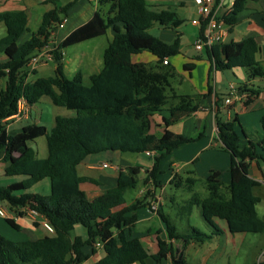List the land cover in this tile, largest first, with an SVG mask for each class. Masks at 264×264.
<instances>
[{"label":"trees","instance_id":"1","mask_svg":"<svg viewBox=\"0 0 264 264\" xmlns=\"http://www.w3.org/2000/svg\"><path fill=\"white\" fill-rule=\"evenodd\" d=\"M249 2L264 0H234L232 11L224 16L229 31L237 23V14ZM71 3L46 10L37 30L19 43L27 30V16L23 10L0 12L5 35L0 38V162L5 165L3 175L21 176L19 180L0 184V203L23 214L22 207L35 210L53 226L54 232L35 239L10 240L0 233V264H83L97 248L102 255L90 264H162L170 256V264H186L183 254L177 258L166 240L156 236L158 250L150 253L139 236L133 234L138 220L137 210L152 205L158 187L159 161L172 150L193 138L183 134L160 136L150 131L151 117L165 111L162 122L176 123L200 110V100L213 95L214 123L217 139L230 153L229 181L223 183L218 171H211L203 182L207 192L200 197L194 192L196 178L191 171L182 178L175 173L171 184L183 185L192 192L182 206L188 213L198 206L202 218L213 230L208 234L189 226V231H178L169 215L158 207L156 213L164 225L169 239H180L184 244L203 243L223 228L217 219L225 222L230 233L264 232V218L256 206L262 201L256 189L264 185V111L260 117L262 133L253 142L248 139L240 146L241 137L235 129L237 114L225 118L234 107V101L225 103L207 82L201 94L178 93L171 85L174 68L168 58L179 53V37L165 42L149 29L154 23L178 27L182 20L169 9H151L146 0H98L92 17L73 29L49 51L54 64L53 74L28 79V61L50 43V38L62 23ZM105 8V10H104ZM199 28V33L203 29ZM113 30V38L102 52V67L89 76L85 85L77 72L68 78L63 69L64 48L103 35ZM149 51L156 57L153 63L133 62L132 55ZM260 46L252 36L241 40L214 43L204 49L209 61V73L242 68L247 81L264 79V67L258 60ZM197 58H200L197 56ZM167 59V64L163 61ZM190 74L194 64L182 67ZM209 75V74H208ZM244 97V105L252 100L258 89L247 87L246 82L237 89ZM47 96L57 106L74 110L73 117L56 116L50 130L43 124L27 123L18 129H8L5 120L17 112L19 99L31 106ZM227 96V95H226ZM44 136L47 155L43 158L29 145V141ZM103 151L153 153L151 168L141 178L143 195L129 202L125 195L139 188L142 167L119 166L116 184L102 194L88 199L81 183L93 181L78 175L76 167L86 156ZM255 161L262 172L263 184L249 175L250 163ZM263 166V167H262ZM179 175V176H178ZM48 179V193L29 191L35 184ZM154 201V200H153ZM180 212V213H181ZM181 213V214H182ZM13 229L20 226L11 218H4ZM81 226L85 235L75 232ZM101 244L100 247L96 243ZM259 264H264L263 260Z\"/></svg>","mask_w":264,"mask_h":264},{"label":"rangeland","instance_id":"2","mask_svg":"<svg viewBox=\"0 0 264 264\" xmlns=\"http://www.w3.org/2000/svg\"><path fill=\"white\" fill-rule=\"evenodd\" d=\"M250 6H254L260 9H264V5L261 3H248ZM248 9V8H247ZM247 12V11H245ZM182 31V35L179 39V53L174 56H171L172 66L174 68V76L171 78V85L178 93H187L191 95L200 94L202 90H206L207 81L212 86L214 79L213 72L208 75L207 70L202 68V63L200 60H195L197 56V51L194 49V43L196 40V28L192 26L190 20L186 19L183 21L182 25L179 27ZM150 32L154 33V29H150ZM5 35L4 25L0 23V37ZM177 38V37H176ZM175 38V39H176ZM174 39V40H175ZM173 40V41H174ZM172 41V42H173ZM99 41L97 39L91 41L81 42L78 45H72L65 48L67 54L72 57L70 63L66 64L65 75L68 78H72L74 75V67L78 64L75 57L80 55H87V58H84V63L82 65V71H94V68H87L86 64L89 62H94L97 55ZM85 52V53H84ZM144 52V51H143ZM142 53L140 58L143 62L153 63L154 61L149 60L146 55L149 53ZM149 52V51H148ZM262 57H264V52H262ZM68 57V56H66ZM46 56H42L38 61L43 63L47 61L46 64H39L34 69L37 70L35 73H29L28 79H34L42 76H50L53 74L54 64L52 61L45 59ZM186 59L194 60L195 66L192 70V77H189L187 71L182 69L181 61ZM29 70V67H27ZM243 70L240 68L233 69L232 72L235 73L237 78L232 75V73H227L226 71H218L215 74L217 77L221 74L224 75L223 81L232 80L233 82L238 81L240 77V71ZM227 74V75H226ZM240 79V78H239ZM83 83L88 84V80L84 79ZM3 85V80H0V86ZM226 95L229 93L226 91ZM221 96V95H220ZM228 96V95H227ZM258 111L250 112L249 114V126L244 128V131L251 135V137L256 136L254 130V124H257V130L259 131L260 125L257 121L256 114ZM32 114L35 118L39 119V123L46 126L48 130L51 129L54 123V118L56 116H65L73 117L76 113L74 110L68 109L63 106L54 105L50 98L47 96H42V98L35 104H33ZM202 116V113H198ZM245 121L243 115L240 116ZM199 124L198 120L194 119L193 114L185 117L181 123L176 125L183 131V135L193 138L191 142L184 143L178 148L172 150L168 155L162 158L158 163L159 172L157 174V181H160L159 186L153 187L157 191V196L152 197V199H158L161 211L169 215L172 222L176 225L178 231H189V226H194L205 233H210L213 228L207 224V222L202 218L200 213V208L198 206H192L191 210L188 213H182L185 209L182 208L185 205L186 201L189 200L192 192L185 188L183 181L180 182V186H174V184H169L171 182L170 175L173 172H179L180 176L184 178L187 175V171H191L190 176L196 178V184L194 186V192L196 191L200 197L206 196L207 192L204 188L203 182L211 171H218L220 173V180L223 183L229 181V163H230V153L216 140H212L209 130L201 129L200 133L194 132V126ZM175 128V127H173ZM18 129V128H17ZM172 129V127H171ZM235 129L238 135L243 138V133L241 128L236 125ZM185 133V134H184ZM181 134V133H180ZM32 148H35L38 154V157H45L46 150V141L44 136H40L35 140L28 142ZM91 156H98L99 161H106L107 164L111 166H116L119 163H128L124 162L126 160L132 161V163L142 167V170L149 169L153 163V156L146 154L145 152L141 153H132V152H123V151H103L96 154H91ZM2 163L0 162V167ZM111 167L102 168L100 172L110 171ZM141 171L139 175V188L125 195L128 202L136 196V194L143 195L141 191V178L144 177L145 173ZM1 175V174H0ZM174 175V174H173ZM172 175V176H173ZM171 176V178H172ZM179 176V175H178ZM21 176H6L2 177L0 184H6L11 181L21 179ZM1 179V178H0ZM170 179V180H169ZM165 189L161 192V187ZM152 187V185L150 186ZM160 190V191H159ZM29 191L48 193L49 191V181L48 179H43L42 181L35 184ZM256 193L261 196L262 201L256 206L258 215L261 218H264V185L256 189ZM153 201V200H152ZM154 202V201H153ZM152 202V203H153ZM145 208H139L137 210L138 214H142ZM149 212L153 214V227L157 228L160 226L159 231L156 230L157 234H164L165 240L170 244L173 253L176 258L183 254L186 264H259L263 260L264 253V232L262 233H253V232H237L230 233L227 229L220 235H214L211 238L205 240L203 243L191 242L183 243L180 239H169L164 230V225L159 219L156 212H153L148 208ZM182 214H181V213ZM5 222V221H4ZM218 225L223 228L225 222L223 220L217 219ZM6 223V222H5ZM7 226L1 228V234L10 240H25L31 239L33 236L30 232L19 231L10 227L7 223ZM144 223H140L136 226V230L143 231ZM81 228V229H79ZM82 230L81 226H77L76 230ZM156 235L152 237L151 242L145 239L144 243L147 244V247L154 246L156 244ZM97 251L99 249L97 248ZM98 255H93L86 264H90L97 259ZM146 264H154L151 258L145 260ZM138 264V263H135ZM162 264H170V256L168 255L167 259L162 260Z\"/></svg>","mask_w":264,"mask_h":264},{"label":"crops","instance_id":"3","mask_svg":"<svg viewBox=\"0 0 264 264\" xmlns=\"http://www.w3.org/2000/svg\"><path fill=\"white\" fill-rule=\"evenodd\" d=\"M68 3L69 4L71 3V5L67 9V13L64 18L65 20L63 19L64 22L62 26L58 27L50 38V43L56 45L64 37H66L73 29L82 25L83 23H85L92 17L95 10L98 8V0H0V12L23 10L26 13L27 30H25L21 34L18 40L19 43H22L23 41L28 39L33 32L37 30V27L40 24L42 15L46 10H49L53 7H62ZM146 3L151 9H155V10L169 9L173 11L176 17L182 20V23L185 19L187 21L190 20V23H191V20L198 18L200 16L198 7L195 4L194 0H146ZM250 3H255V2H250ZM182 23L178 27H175V28H172L169 25H160L158 23H154L150 29L153 28L154 31L156 30V32L154 33L151 32V33L159 37L165 42H172L176 37H179L180 39L182 35V31L179 29V27L182 25ZM192 26L196 28V37H197V34L199 32V27L194 24H192ZM229 33L230 34H229L228 40H241L244 37H248V36L254 37L260 46V52L258 53V60L260 61L261 65L264 67V57H262L261 55L262 52H264V9H260V8L250 6L249 4H247L246 8H244L241 12L237 14V23L231 28ZM112 38H113V30L111 28H108L105 34L94 37L89 40H86L87 42L91 40H95V39L99 41L98 48L100 49L98 50L97 55H95L96 58L94 59V62H89L86 64L87 68L92 67L94 68V71H85V72L82 71V65L84 63V58L85 59L87 58V55L84 52L85 55L84 54L82 55L80 53V55H77L75 57L78 64H76L73 69L74 75L77 72H80L82 75V81L86 79L89 82V76L93 73H97L101 69L102 52L104 48L106 47V45L112 40ZM82 42H85V41H82ZM78 44L79 43H77V45ZM142 53H145V51L132 55V61L133 62H143L139 56ZM146 53H149V55L148 54L146 55V57L149 60L155 61L156 57L154 55H152L148 51ZM196 53H197V56H199L200 58H197L196 56L195 60L201 61L202 68H204V70L206 69L208 74H211L213 72V76H214V79L212 82L213 92L214 91L217 92L219 95H221V97H226V93H227L226 91L229 92L227 95H230V91H231L230 85H232L236 89V91H238L237 90L238 87L244 82H246L248 88L258 89V93L255 95V97L252 98V100L248 103V105H244V101L242 100H235L233 109H231V111L225 114V118H230L234 114H237V121L235 123V126L238 125L241 128L242 133H243V138H241V141L239 144L240 146H243L244 144H246L248 139L252 140L253 142H257V140L259 139L262 133L260 117L264 111V79L257 78V79H251L250 81H247V74L245 70L243 69V70H238L240 71V74H241L239 77L240 79L238 78V81L233 82L232 80H229V81L224 82L223 74L217 77V75L215 74L216 72L212 71L209 73L210 64H209V61L204 56V51L196 52ZM62 55H63V58H62L63 69L65 73L66 64L71 62L72 57L67 54V50H65V48L62 51ZM45 59L48 61H52V59L48 56H46ZM168 61L172 65L171 57L168 58ZM189 62L193 63L195 66L194 60L186 59L184 61H181L182 67L184 63H189ZM46 63L47 61L41 64H46ZM39 67L37 68V70L39 69ZM192 70L190 74H188L187 72L189 77H192ZM232 70H225V71L227 73L231 72L232 75L237 78V76L235 75L234 72H232ZM53 71H54V67H53ZM208 74H207V78H208ZM206 87H207V84H206ZM205 91L206 90H202L200 94L204 93ZM213 100H214L213 95H209L207 98H202L200 100V110H198L197 112L193 114L194 119L198 120L199 122L197 126H194L193 134L197 132L200 133L201 129L209 130L212 140L214 141L217 140L219 142V140L217 139L216 126L214 123ZM32 108H33V105L29 106L28 117H21V118L20 117H9L7 118L5 120L6 127L8 129H17L27 123L41 124L39 123V119L33 116ZM248 111L250 112L258 111L259 112L256 114L257 115L256 118H257V121L259 122L260 130L258 131L257 124L253 123L255 127L254 130L256 132V136L253 138L251 137V135H248L244 131V128L249 126V116H248L249 114H246ZM198 113H202V116H200ZM165 114H166L165 111L158 112L151 117L152 124H151L150 131L157 135L167 136V137L172 136L173 134H177V133L183 134V131L179 127L176 126L179 123H181L183 119L176 123L165 125L162 122V116H164ZM241 115H243L245 121H243L242 118L240 119ZM258 150L264 155V149H258ZM110 152H113V151H110ZM124 162H128V163H119L113 167L107 164L106 161H99L98 156H91V155L86 156L85 159L77 165L76 170H77L78 175L83 176L85 178L93 179V181H85L81 183V188L85 191L87 198L93 199L96 196L105 192L107 188L114 186L116 184L117 171H118L119 166L134 165V163H132V161L130 160H126ZM104 163H106L107 166H103ZM4 167L5 165L2 163V166L0 167V174H1L0 181H2V177L4 176L3 175ZM108 167H111V170L109 172L99 171L102 168H108ZM175 173L179 174V172H176V171L171 173L170 179H171V176ZM228 174H229V171H228ZM249 175L255 180L263 184L262 172L260 171L255 161H251L250 163ZM219 179H220V175H219ZM169 184L171 183L169 182ZM164 189H165L164 186L161 187L160 189L161 192ZM152 190L154 192V195H153L154 198L155 196L158 197L157 191L154 190L153 186H152ZM141 191L143 192V188L140 189V192ZM136 196H140V194L139 195L136 194ZM3 205L6 206V204H3ZM11 219H13L20 226L19 231L24 230V231L30 232L33 236L31 239H35V238L42 237L44 235L52 234V232L47 231L43 227V225L40 222L41 218L34 220V218H32L31 215L27 212L21 215L19 214H16L15 216L12 215ZM4 221H5L4 217L0 216V232H1L2 227L7 226L5 223L6 221L5 222ZM140 223H144V227L142 229L143 231L136 230V226L139 225ZM152 224H155L153 223V214L149 212L148 207H145V210L143 211V213L138 214V220L136 221L133 227V234L139 236L141 242L149 250L150 253H155L158 250L157 239L155 240L156 244L154 246L151 244V246L149 247H147V244L144 243V240L145 239L147 240L148 238V240L151 242L152 237H155V235L159 236L161 239H164V240L166 238L164 234L155 233L156 230L159 231L160 226L155 228L152 226ZM79 229L78 230L75 229V232L84 236L85 235L84 229L82 230H79ZM224 231L226 232L225 226H223V232ZM93 255H98L100 257L102 255V250L99 249V251H97ZM89 259H92V258H89ZM83 264H86V262H84Z\"/></svg>","mask_w":264,"mask_h":264},{"label":"built area","instance_id":"4","mask_svg":"<svg viewBox=\"0 0 264 264\" xmlns=\"http://www.w3.org/2000/svg\"><path fill=\"white\" fill-rule=\"evenodd\" d=\"M195 4L198 7V11L200 16L198 18H195L191 20V23L198 26L199 28L203 25L202 31L197 34L195 43H194V49L197 52H203L204 49L207 46H210L214 43H220L225 42L229 39V25H227L223 21V17L227 16L232 11V5L233 2L231 0H194ZM65 20V19H64ZM64 20L62 23L59 24V27L62 26ZM52 45L49 43L48 45L41 48L39 54L33 56L27 63V67H29V70L34 69L37 65L41 64V62L38 61L39 58H42V56H48L51 58V54L49 53L50 50H52ZM52 59V58H51ZM164 64H167V59L163 61ZM230 95L225 97V103L229 104L234 100H242L244 101L245 96H238L236 89L230 85ZM229 112V111H228ZM29 115V105L25 102L24 99H19L17 104V112L16 114L12 115L11 117H28ZM148 155H153V153L146 152ZM103 166H107L106 163L103 164ZM159 200L155 199L152 205L150 206V210L153 212H156L158 209ZM22 210L31 215L32 218L40 219L41 224L43 227L49 231L54 232L53 226L48 222V220L40 215L38 212L32 209L23 208ZM18 214L17 211L9 208V206H4L2 203H0V216L2 217H9L11 218L12 215ZM97 247H100L101 244L99 242L96 243Z\"/></svg>","mask_w":264,"mask_h":264},{"label":"water","instance_id":"5","mask_svg":"<svg viewBox=\"0 0 264 264\" xmlns=\"http://www.w3.org/2000/svg\"><path fill=\"white\" fill-rule=\"evenodd\" d=\"M232 2H234V0H231Z\"/></svg>","mask_w":264,"mask_h":264}]
</instances>
